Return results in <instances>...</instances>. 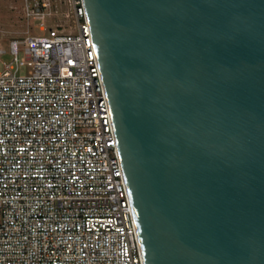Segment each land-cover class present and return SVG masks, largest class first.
<instances>
[{
  "label": "water",
  "instance_id": "1",
  "mask_svg": "<svg viewBox=\"0 0 264 264\" xmlns=\"http://www.w3.org/2000/svg\"><path fill=\"white\" fill-rule=\"evenodd\" d=\"M146 264H264V0H84Z\"/></svg>",
  "mask_w": 264,
  "mask_h": 264
},
{
  "label": "built area",
  "instance_id": "2",
  "mask_svg": "<svg viewBox=\"0 0 264 264\" xmlns=\"http://www.w3.org/2000/svg\"><path fill=\"white\" fill-rule=\"evenodd\" d=\"M72 9L77 31L13 38L0 69V264H146L84 0Z\"/></svg>",
  "mask_w": 264,
  "mask_h": 264
},
{
  "label": "rangeland",
  "instance_id": "3",
  "mask_svg": "<svg viewBox=\"0 0 264 264\" xmlns=\"http://www.w3.org/2000/svg\"><path fill=\"white\" fill-rule=\"evenodd\" d=\"M45 2L47 15L36 17L28 15L25 11V0H0V45L5 50L0 60L1 71L7 64L13 62L14 54L11 52L13 38H23L28 34L51 35L52 30L77 31L78 24L73 16L72 0ZM18 55L21 59L26 58L23 44L20 45ZM28 70V67H22L20 72L27 73Z\"/></svg>",
  "mask_w": 264,
  "mask_h": 264
}]
</instances>
